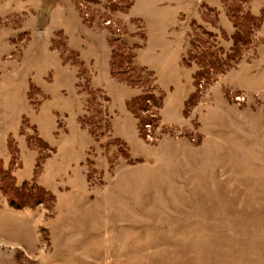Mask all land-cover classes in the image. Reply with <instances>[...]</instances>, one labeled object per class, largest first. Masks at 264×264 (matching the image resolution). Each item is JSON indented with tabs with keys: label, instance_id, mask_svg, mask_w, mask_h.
<instances>
[{
	"label": "rangeland",
	"instance_id": "374dc122",
	"mask_svg": "<svg viewBox=\"0 0 264 264\" xmlns=\"http://www.w3.org/2000/svg\"><path fill=\"white\" fill-rule=\"evenodd\" d=\"M0 264H264V0H0Z\"/></svg>",
	"mask_w": 264,
	"mask_h": 264
},
{
	"label": "trees",
	"instance_id": "16d2710c",
	"mask_svg": "<svg viewBox=\"0 0 264 264\" xmlns=\"http://www.w3.org/2000/svg\"><path fill=\"white\" fill-rule=\"evenodd\" d=\"M241 35H242V32H238L234 36V46L232 48V53L229 56L231 58L235 57L238 54H241L242 49L240 47V43H241V41L244 40L243 36H241ZM246 43H247V41H246ZM152 98H153L152 96H147V97H143L142 100L147 102L148 100H150ZM41 193H45V192L42 189H39V191H37V193L35 195L25 196V193H23V194L21 193V194H19V198H18V199H20V201H18L16 199H11L10 204H11V206H13L17 209H22L23 207H25L27 205L34 206V205L43 201L41 198L42 197ZM45 194L48 195L49 193L46 192ZM25 198H26V200H24ZM27 199H29V200H27Z\"/></svg>",
	"mask_w": 264,
	"mask_h": 264
}]
</instances>
